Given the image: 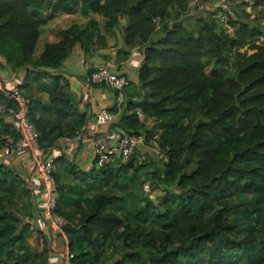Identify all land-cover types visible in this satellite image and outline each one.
<instances>
[{
    "label": "trees",
    "instance_id": "1",
    "mask_svg": "<svg viewBox=\"0 0 264 264\" xmlns=\"http://www.w3.org/2000/svg\"><path fill=\"white\" fill-rule=\"evenodd\" d=\"M79 5L83 16L105 19L106 31L127 20L125 46L139 47L144 56L139 72L143 92L126 95L118 128L143 138L146 145L156 142L169 162L150 181L164 195L127 212L126 218L118 196L88 198L82 188L58 185L56 214L67 222L63 231L71 264H100L106 248L117 240L137 250L126 256L132 264L142 263L143 252L153 264H264L260 20L250 23L252 13L242 4L245 18L233 13L234 33L229 35L219 29L215 14L209 21L187 25V0H0V55L14 72L31 67L58 71L77 43L84 51L105 47V36L92 22L85 29L75 25L60 32L61 40L46 44L35 59L43 15H71ZM245 47L254 53L242 54ZM43 76L52 80L44 86L50 103L37 105L39 111L29 98L30 120L40 133V148L52 150L58 140L76 137L87 116L72 103L68 81L47 72L36 79ZM24 86L18 88L23 91ZM0 105L15 107L2 93ZM138 111L152 122L151 128ZM9 138L15 142L19 135L0 120V148ZM134 157L119 168L92 169L77 177L86 188L115 185L127 191L129 184L141 182L138 174L144 165ZM31 199L26 181L0 165V264H49L48 242L42 250L29 242L32 223L23 219L32 218L26 204ZM235 200L244 208L240 220L231 218Z\"/></svg>",
    "mask_w": 264,
    "mask_h": 264
},
{
    "label": "crops",
    "instance_id": "2",
    "mask_svg": "<svg viewBox=\"0 0 264 264\" xmlns=\"http://www.w3.org/2000/svg\"><path fill=\"white\" fill-rule=\"evenodd\" d=\"M234 7V14L241 18H245L242 14L243 0H229ZM217 0H187V18L191 21L196 19H204L209 21L216 12ZM264 8H256L251 14L252 20H260L264 26ZM44 25L42 26V34L36 47L35 59H39L44 46L46 44H55L61 40L60 32L70 29L73 26H79L82 29L90 26L92 22L97 23L102 35L105 36V47H92L88 51H84L80 44L77 43L72 54L63 62L58 71H44L36 68H29L26 71L14 72L6 63L4 58L0 55V93L6 90L25 85L23 88L24 94L34 102L36 110L40 111L42 106H49V95L44 90V86L52 85V80L49 77L43 76L39 79V74L45 72L54 76H61L68 81L71 88L72 103L74 104L79 114L87 116L86 126L81 130V137L73 142H66L62 139L58 140L52 150L41 149L30 150L26 153L17 154L16 157L5 165L6 168L13 170L26 181V187L32 192L31 201H26L29 207V212L32 218L23 219L33 223V221L43 212L46 201V194L41 176L35 172V166L42 154L45 157L51 156L54 153L56 156L55 174L58 175L61 181L64 174L71 173V177L77 174L80 177L81 173H89L92 170L95 160V147L93 145L94 134L100 132L103 134H119L124 133L118 124H100L96 120V116L102 110H115V94L114 92L104 86H93L89 82V77L95 70L107 66L112 73H120L128 80L126 90L127 97L135 94L141 95L142 89L139 80V72L144 64V56L139 47L135 49H127L124 42V28L127 25V20L121 22L119 28L112 31H106V20L94 14L83 16L80 13V5L76 11L71 15H43ZM259 22V21H258ZM249 23V22H248ZM254 25V24H253ZM30 73L35 76L31 77ZM123 109L120 115V121L124 114ZM37 111V115L42 116V113ZM117 111V110H116ZM4 123L14 127V120L8 116L2 119ZM144 117L141 121L147 122L148 128L152 127L151 121H146ZM13 142L8 139V143ZM141 157L138 155L136 159L140 161L146 160V155L149 153L155 157V149L153 145H146L144 142L139 145ZM135 159V157H134ZM141 162V163H142ZM115 163V162H113ZM112 167L116 168L117 166ZM120 163V162H116ZM126 164V163H125ZM123 164V165H125ZM66 172V173H65ZM77 177V178H78ZM78 182V181H76ZM80 186L82 187V183ZM41 241H47L52 244L54 254L49 258V264H62L60 261L61 253L57 245H60L61 239L67 241V238L59 232L44 231L39 232ZM34 235L36 233H33ZM68 243L66 244V249ZM66 255V251H65ZM64 255V256H65Z\"/></svg>",
    "mask_w": 264,
    "mask_h": 264
},
{
    "label": "built area",
    "instance_id": "3",
    "mask_svg": "<svg viewBox=\"0 0 264 264\" xmlns=\"http://www.w3.org/2000/svg\"><path fill=\"white\" fill-rule=\"evenodd\" d=\"M244 8L248 13H252L256 8H263L264 0H243ZM263 2V4H261ZM234 17L230 3L227 0H220L216 6L215 20L219 29L226 34L233 35L234 28L231 27L230 21ZM260 44H264V40ZM89 82L93 86H104L111 89L115 94V107L117 111L102 110L96 116L100 124H118L120 122L119 113L126 108V90L128 86L127 78L120 73H112L105 66L92 72ZM4 98L13 102L15 107L0 105V120L8 116L14 120V129L19 138L15 142H9L0 148V165H6L12 161L17 154L26 153L30 150L40 148V133L35 124L30 120V100L25 96L23 91L18 87L12 90L2 92ZM140 119L144 116L140 111L137 112ZM81 131L74 138H63V141L73 142L81 137ZM143 138H138L127 133L103 134L96 132L94 134L93 145L95 147V160L92 169L101 170L113 162L122 164L128 163L136 155L139 145L143 143ZM155 158L164 164L169 162L168 154L160 149L156 142H153ZM56 156L45 157L39 155L35 166V172L38 173L42 180L46 194L45 207L43 212L33 221L32 228L38 232L52 231L64 234V227L67 222L56 214V208L59 197V186L55 180ZM66 257L71 258L69 251Z\"/></svg>",
    "mask_w": 264,
    "mask_h": 264
},
{
    "label": "rangeland",
    "instance_id": "4",
    "mask_svg": "<svg viewBox=\"0 0 264 264\" xmlns=\"http://www.w3.org/2000/svg\"><path fill=\"white\" fill-rule=\"evenodd\" d=\"M220 0H217V2H219ZM229 3L230 1L227 0ZM231 10L234 13V7L231 5ZM242 11H243V6H242ZM241 11V12H242ZM215 13H213L214 15ZM195 22L191 21L190 24L187 23V25H189L190 27L193 26ZM158 25H159V21H158ZM159 27V26H158ZM251 47V46H250ZM250 47H245L243 50H241L242 54H252L254 53L252 50H250ZM209 72V71H208ZM31 77H34L35 75L33 73H30ZM140 151H137L136 156L138 155L139 157H141L142 155H140L139 153ZM136 161H134L135 163ZM127 164V163H126ZM122 163H113V166H117L118 168L120 166H122ZM142 165H144L143 167V171L140 172L138 174V177L141 178V182L139 184L133 185V184H129V188L127 189V191H122L119 188H116L115 185H109V186H105V185H93V184H89L88 188H86L85 184L83 182H81V180L79 178L76 177V175H73V177H71L72 173L70 172L67 176V173L64 174V178L59 181L58 180V185L60 186V189L63 187L67 190H69V188L71 189H77L78 188H82L83 190H85V195L88 198H93L96 197L97 195H113V196H118L119 198H122L123 201L121 203V206L123 207V211L120 212L121 216L123 218H126V214L129 211H133L134 208L136 207H141L144 206V204L149 200H156V198H159L161 196L164 195V193H162V189H157V188H153L152 184L150 183V181L156 179L155 177L158 176V173L163 169L164 164H162L161 162H159L155 157L151 156L149 153H147L146 155V160L143 161ZM146 165V166H145ZM108 169H112V165L107 167ZM129 172V176H130ZM58 176V175H57ZM78 181V182H76ZM82 183V187L80 186ZM77 197V195H76ZM234 204L236 206V210L235 212L231 215L232 220H236L240 218L242 219V216L244 215V208L241 206L240 202L238 200L234 201ZM20 206V204H19ZM21 208V207H20ZM70 209V208H69ZM31 224V223H30ZM33 224V223H32ZM31 228V232H30V244L35 247L38 248L39 250H42L46 245H45V240L41 241L40 239V233L38 231L35 232L32 231L33 228L30 225ZM33 233H36L35 235ZM60 233V232H59ZM66 237V235H64ZM67 241L61 239L60 241V245H57V247H55V249H60L61 253H59L60 255V261L62 262V264H71V258H67L65 255V251L67 252L68 248L66 249V244L68 243V237ZM47 248H49V258L50 256H52L54 254L53 252V248H52V244H47ZM134 252H137V250L133 247H123L121 246V243L119 240L113 242L109 247L106 248V253L107 255L100 261V264H132L129 263V260H126V256L129 254H132ZM65 255V256H64ZM153 259H151L146 252H143V257L141 259L142 263L144 264H153ZM140 263V262H139ZM140 263V264H142ZM136 264V263H135ZM243 264H247L245 261L243 262Z\"/></svg>",
    "mask_w": 264,
    "mask_h": 264
},
{
    "label": "water",
    "instance_id": "5",
    "mask_svg": "<svg viewBox=\"0 0 264 264\" xmlns=\"http://www.w3.org/2000/svg\"><path fill=\"white\" fill-rule=\"evenodd\" d=\"M147 121V120H146Z\"/></svg>",
    "mask_w": 264,
    "mask_h": 264
}]
</instances>
